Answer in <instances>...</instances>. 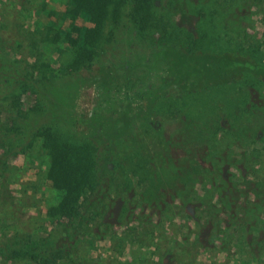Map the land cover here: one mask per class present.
<instances>
[{
	"label": "rangeland",
	"instance_id": "rangeland-1",
	"mask_svg": "<svg viewBox=\"0 0 264 264\" xmlns=\"http://www.w3.org/2000/svg\"><path fill=\"white\" fill-rule=\"evenodd\" d=\"M108 1L95 44L73 47L64 36L68 32L66 16L70 9L66 0H0V16H17L27 35L16 58L38 71L32 92L23 98L30 126L50 127L55 141L74 161L84 159L91 139L106 151V164L107 155L114 149V139L134 135L144 151H140L145 156L140 164L157 169L159 149L145 128L157 131L164 125V142L173 145L171 151L181 161L189 159V148L179 134L183 126L179 114L174 112V108L183 112V107L172 105L170 99L180 103L189 92L205 96L219 89L218 85L235 83L238 74L199 72L197 62H191L196 66L189 73L182 71L177 68L184 62L181 53L165 47L150 48L139 41L128 22L107 44L118 0ZM232 6L229 1L226 8ZM79 23L78 18L76 24ZM244 25L249 27L247 44H252L246 45L249 54L253 45L259 47L257 43L258 52L264 54V19L254 13ZM32 37L34 47L30 43ZM220 37L229 43L226 34ZM83 48L99 55L96 62L90 68L71 71L73 57ZM262 61L259 72L264 74ZM258 65L251 61L252 71L258 72ZM262 89L264 93V86ZM245 90L254 92L248 87ZM248 116L263 122L264 103L257 116ZM217 123L221 127L215 134L217 139L218 134L234 126L224 116ZM232 131L239 134L236 135L244 144L243 163L232 161L231 167L224 163L216 168L191 161L207 169L204 176L196 178L198 183L186 179L175 182L179 198H172L173 194L166 191L161 201L152 203L151 209L135 212L130 223L122 220L113 226L116 218L122 216V206L139 200L146 189L145 182L137 184L134 180L130 198H114L112 203L118 200L115 206L90 221L73 243L66 238L67 225L49 212L58 207L64 195V191L52 185L50 177L58 158L53 160L47 146L37 139L25 154L9 159V168L0 177V264H34L18 250L21 244L16 241L24 232L32 235V241L40 239L45 245L55 244L63 250L68 247L69 257L60 264H264V197L257 194L264 190V152L260 151L264 139L259 129L254 131L253 140L249 134ZM178 140L184 144L176 148L171 141ZM89 170L93 175V170ZM86 180L87 192L94 177L89 180L86 175ZM32 245L36 246H27Z\"/></svg>",
	"mask_w": 264,
	"mask_h": 264
},
{
	"label": "trees",
	"instance_id": "trees-1",
	"mask_svg": "<svg viewBox=\"0 0 264 264\" xmlns=\"http://www.w3.org/2000/svg\"><path fill=\"white\" fill-rule=\"evenodd\" d=\"M66 1L70 9L69 15L66 16L69 23L68 32L64 34L65 38L73 47L82 43L88 47L93 46L109 1ZM229 1H232L234 6L226 8ZM213 4L219 5L220 8H216ZM201 5L207 7L206 10L200 9ZM250 8L255 10L252 11ZM253 12L264 19L263 0H118L112 13L113 20L106 38L107 44L114 41L123 23L128 22L136 31L139 41L150 48L165 47L175 50L174 53L177 51L181 53L184 62L181 66H176L182 71L189 73L192 67L196 66L191 62H197L199 72L209 71L214 75L215 72L224 74L233 72L234 76L238 74L235 83L228 85L212 83L218 85L219 89L211 90L205 96L189 92L188 95H183L180 103L170 99L172 105L179 104L183 107V112L175 108L174 112L179 114V123L183 126L179 134L189 148L187 155L189 159L181 161L179 156L171 151L173 145L164 142L166 126L163 125L157 131L154 128L151 130L149 126L145 128L146 134L155 141L156 148L159 149L157 155L160 166L157 169L140 164L145 158L140 151L143 153L144 151L134 135L114 139V149L107 155L109 164H106L104 158L106 151L100 145L94 144L91 139L88 140L89 149L87 148L84 159L74 161V158L55 141L50 127L47 125L44 127L42 124L30 126L31 121L27 110L23 107V98L28 92H32L33 84L38 79V71L34 66L16 58L24 48L27 35L17 16L5 18L2 14L0 16V177L5 176L4 172L9 168L10 158L25 154L37 139H41L43 145L50 150L53 160L58 158L51 168V183L57 189L64 191L58 207L50 208L49 212L51 216L58 215L59 220L67 225L66 238L73 243L84 232L86 226L89 227L90 221H95L115 206L114 203L118 200L112 203L114 198L121 197L122 200L130 198L129 192L132 191L134 180L137 184L145 182L146 189L142 191L139 200L134 199L135 202L129 201L128 206H122L120 212L122 216L116 218L113 226H118L124 221L130 223L135 212L139 214L151 209L152 203L161 201L166 191L173 194L172 198H179V190L175 182L186 179L187 182L198 183L196 178L204 176L207 169H203L200 165L195 166L191 161L198 160L216 168L224 163L230 164L231 167L232 161L243 163V156L246 155L244 144L237 136L239 134L236 135L232 130L249 134L253 140L254 131L259 129L264 139V121L248 116L249 114L252 117L257 116L264 103L262 91L264 74L260 73L264 54L258 52L259 43H257L259 47L253 45L251 48L252 54H249L250 48L246 46L252 44H247L249 27L244 23L250 22L254 16ZM78 18L81 20L79 25L76 24ZM222 32L227 35L229 43L222 41L220 37L224 35ZM30 43L34 47L33 37L30 38ZM98 56L90 49H81L80 53L73 57L71 71L92 67ZM251 61L259 63L258 72L252 71ZM246 87L254 92H247ZM221 95L223 97H220ZM223 116L233 122L234 126L231 130L218 134L217 139L215 134L221 131L217 119ZM171 142L176 148L183 143L181 140H178V143ZM260 151L264 152V141ZM83 164L90 165L86 167ZM90 168L93 170V175L89 174ZM86 175L89 180L94 177V182L87 192ZM261 188L264 189L263 184ZM119 193L125 195L119 196ZM257 194L263 198L264 190ZM138 205H145V208L139 209ZM16 243L21 244L18 250L22 251L26 258L33 260L34 264H60V261L69 257L70 253L68 247L63 250L55 244L45 245L40 239L32 241V235L28 232H24ZM32 243L36 246H27Z\"/></svg>",
	"mask_w": 264,
	"mask_h": 264
}]
</instances>
